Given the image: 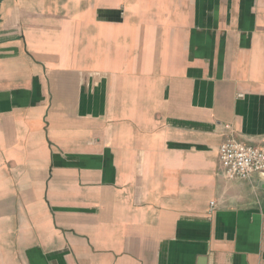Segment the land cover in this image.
Masks as SVG:
<instances>
[{
  "label": "crops",
  "instance_id": "0c3cea01",
  "mask_svg": "<svg viewBox=\"0 0 264 264\" xmlns=\"http://www.w3.org/2000/svg\"><path fill=\"white\" fill-rule=\"evenodd\" d=\"M230 138L264 145V0H0V264H264Z\"/></svg>",
  "mask_w": 264,
  "mask_h": 264
},
{
  "label": "built area",
  "instance_id": "2783aa9c",
  "mask_svg": "<svg viewBox=\"0 0 264 264\" xmlns=\"http://www.w3.org/2000/svg\"><path fill=\"white\" fill-rule=\"evenodd\" d=\"M218 159L227 181L249 180L254 174H264V145L254 147L230 138L220 144ZM214 206V202L209 203L210 212Z\"/></svg>",
  "mask_w": 264,
  "mask_h": 264
}]
</instances>
